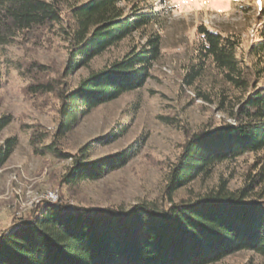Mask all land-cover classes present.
<instances>
[{
  "label": "trees",
  "instance_id": "16d2710c",
  "mask_svg": "<svg viewBox=\"0 0 264 264\" xmlns=\"http://www.w3.org/2000/svg\"><path fill=\"white\" fill-rule=\"evenodd\" d=\"M133 0H0V44L46 28H58L69 43L66 73L88 68L96 58L150 25L159 13L133 5ZM70 10L64 27L63 12ZM61 28V27H60ZM198 67L184 78L191 86L209 63L226 84L246 95L230 110L232 123L194 134L173 165L159 201L95 208L67 203L46 204L0 234V264H217L241 252L264 257V87L251 89L250 72L237 57L236 40L199 28ZM161 55V37L151 35L140 48L91 72L72 90L39 83L34 93L58 92L56 137L74 131L95 109L143 88ZM264 55V33L252 48ZM42 67H40L41 69ZM209 100L206 95H203ZM0 118V135L11 124ZM110 135L104 143L119 138ZM17 137L0 146V168L10 159ZM33 139V145H38ZM51 147V146H50ZM49 148V147H48ZM53 151L55 147H51ZM132 145L122 152L90 160L88 151L73 162L65 181H97L125 167L137 154ZM263 154L253 175L238 190L221 179L203 195L176 200L179 190L210 178L216 167L246 155Z\"/></svg>",
  "mask_w": 264,
  "mask_h": 264
},
{
  "label": "rangeland",
  "instance_id": "374dc122",
  "mask_svg": "<svg viewBox=\"0 0 264 264\" xmlns=\"http://www.w3.org/2000/svg\"><path fill=\"white\" fill-rule=\"evenodd\" d=\"M133 1L132 5L124 4L128 13L136 4L152 9L159 13L157 24L96 57L88 68L66 73L70 46L62 26L0 44V118H12L0 135V146L8 138L18 139L14 153L0 168V234L16 219L49 203L130 208L143 201H159L188 140L208 128L232 123L230 110L246 96L226 84L209 63L193 85L185 83V76L200 62L201 26L239 42L237 57L250 72V91L254 86L264 87V55L259 59L252 55L253 45L264 33V0H189V8L179 17L172 15L167 0ZM69 19L66 8L64 27ZM155 34L161 37V55L145 86L95 109L74 131L56 137L58 92L40 94L31 88L51 83L57 90H72L91 72L122 59ZM113 134L120 136L104 143ZM33 139L39 141L36 147ZM132 145L138 152L125 167L97 181L65 182L83 150L95 160ZM261 157L263 154H249L217 166L210 178L179 190L176 200L203 195L221 179L227 180L233 191L242 188L256 172ZM217 264H264V257L241 252Z\"/></svg>",
  "mask_w": 264,
  "mask_h": 264
},
{
  "label": "clouds",
  "instance_id": "9594fccd",
  "mask_svg": "<svg viewBox=\"0 0 264 264\" xmlns=\"http://www.w3.org/2000/svg\"><path fill=\"white\" fill-rule=\"evenodd\" d=\"M167 7L172 10L174 17H179L189 8V0H167Z\"/></svg>",
  "mask_w": 264,
  "mask_h": 264
},
{
  "label": "bare ground",
  "instance_id": "6f19581e",
  "mask_svg": "<svg viewBox=\"0 0 264 264\" xmlns=\"http://www.w3.org/2000/svg\"><path fill=\"white\" fill-rule=\"evenodd\" d=\"M52 200H54V199H52ZM56 201H57V200H56ZM56 201H55V202H56ZM51 203H52V202H51ZM53 203H54V202H53Z\"/></svg>",
  "mask_w": 264,
  "mask_h": 264
}]
</instances>
